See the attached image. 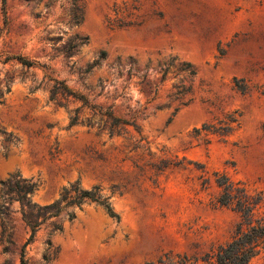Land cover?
Returning a JSON list of instances; mask_svg holds the SVG:
<instances>
[{
	"label": "rangeland",
	"instance_id": "obj_1",
	"mask_svg": "<svg viewBox=\"0 0 264 264\" xmlns=\"http://www.w3.org/2000/svg\"><path fill=\"white\" fill-rule=\"evenodd\" d=\"M79 5L75 24L70 0H0V182L32 180L39 205L75 181L100 186L103 196L115 191L109 202L120 221L96 203L74 208L72 223L49 219L25 248L27 264H45L47 241L58 248L49 264H157L229 242L238 216L209 205L212 173L264 188V0ZM60 82L84 101L64 92L53 99ZM182 88L184 106L174 98ZM106 112L129 125L111 136ZM228 116L237 123L227 137L193 136ZM160 160L184 163L157 172ZM202 176L212 181L206 190ZM9 235L0 264H19L30 232L16 202ZM250 264H264V252Z\"/></svg>",
	"mask_w": 264,
	"mask_h": 264
},
{
	"label": "trees",
	"instance_id": "obj_2",
	"mask_svg": "<svg viewBox=\"0 0 264 264\" xmlns=\"http://www.w3.org/2000/svg\"><path fill=\"white\" fill-rule=\"evenodd\" d=\"M72 4V20L75 24L82 22L80 0H70ZM86 38L83 39L80 45L85 44ZM102 57L105 53H102ZM17 60L26 67H32L33 63L27 61L22 57ZM188 76H194L195 71L192 69H183ZM60 89L54 88L52 90V98L60 94L66 93V96H71L77 100H83L79 96L67 89L62 83ZM237 89L241 92L245 88L236 84ZM264 95V91L262 92ZM186 95L185 89L174 94V98L180 101V105H186L182 101ZM177 109L175 110V112ZM78 113L72 120V125L78 121ZM104 116L107 118L110 125L108 130L113 136L115 129L119 125H129L127 121L115 117L111 112H106ZM237 123V119L233 116H228L225 122H218L220 125H203L201 129H194L193 136L200 138L202 133L205 135L211 133L221 138H225L233 131V125ZM135 127V125H133ZM136 128V127H135ZM137 148V146H136ZM184 160H160L158 164H152L157 172H164L167 169H176L183 166ZM190 164V163H189ZM213 184L215 192L211 196L209 205L214 208H225L234 212L238 216L236 224L235 235L232 239L220 245L217 248L210 250L199 256L183 255H165L164 259H159L157 264H250L259 254L264 252V188L260 190H251L244 182L235 180L226 173L215 171ZM202 189H208L212 184L211 178L208 176L201 177ZM37 191V183L30 179L21 178L16 175L5 182H0V242L3 245V252L8 250V246L12 244L9 235V217L10 206L16 202L19 204L22 221L29 229L30 235L21 248L19 264H27L24 257L25 248L32 243L36 231L47 220L58 217L63 214L66 220L72 223L76 216L74 208L81 210V207L86 203H96L103 208L108 217L120 221V216L116 214L109 202L111 195L115 193L112 191L110 196H103L100 186H93L91 189H83L78 181L70 184L67 187L61 188L57 198L52 202L39 205L32 201L34 193ZM54 233H63L60 225H53ZM47 252L44 256L45 264L56 257L58 248H53L50 241L46 242Z\"/></svg>",
	"mask_w": 264,
	"mask_h": 264
}]
</instances>
